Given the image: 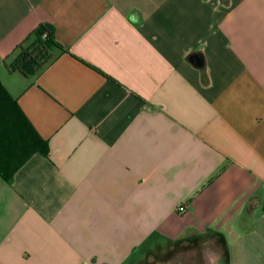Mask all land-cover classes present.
<instances>
[{
    "label": "crops",
    "instance_id": "0c3cea01",
    "mask_svg": "<svg viewBox=\"0 0 264 264\" xmlns=\"http://www.w3.org/2000/svg\"><path fill=\"white\" fill-rule=\"evenodd\" d=\"M0 81L50 147L0 177V264H264V0H0Z\"/></svg>",
    "mask_w": 264,
    "mask_h": 264
},
{
    "label": "trees",
    "instance_id": "16d2710c",
    "mask_svg": "<svg viewBox=\"0 0 264 264\" xmlns=\"http://www.w3.org/2000/svg\"><path fill=\"white\" fill-rule=\"evenodd\" d=\"M60 47L54 28L41 24L15 48L16 58L12 62L7 58L5 67L12 74L31 78L53 59V51ZM49 152V143L37 133L0 81V177L10 180L32 155L48 156ZM254 203L253 199L249 206Z\"/></svg>",
    "mask_w": 264,
    "mask_h": 264
},
{
    "label": "built area",
    "instance_id": "2783aa9c",
    "mask_svg": "<svg viewBox=\"0 0 264 264\" xmlns=\"http://www.w3.org/2000/svg\"><path fill=\"white\" fill-rule=\"evenodd\" d=\"M178 211L180 214H184L186 212V208L184 206H181Z\"/></svg>",
    "mask_w": 264,
    "mask_h": 264
}]
</instances>
